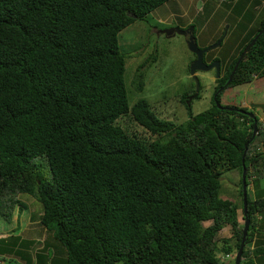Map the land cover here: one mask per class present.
<instances>
[{
  "label": "trees",
  "instance_id": "16d2710c",
  "mask_svg": "<svg viewBox=\"0 0 264 264\" xmlns=\"http://www.w3.org/2000/svg\"><path fill=\"white\" fill-rule=\"evenodd\" d=\"M167 1L0 0V219L18 195L34 199L64 248L61 264H221L241 238L242 168L255 192H245L240 263L264 264V192L254 184L264 177V110L249 101L248 112L228 110L221 99L252 82L264 88V31L225 84L233 58L209 108L190 112L199 85L188 104L193 92L180 95L187 118L174 124L142 99L129 105L118 43ZM130 81L141 92V79ZM120 117L154 139L129 134ZM225 172L240 177L239 203L218 197Z\"/></svg>",
  "mask_w": 264,
  "mask_h": 264
},
{
  "label": "rangeland",
  "instance_id": "374dc122",
  "mask_svg": "<svg viewBox=\"0 0 264 264\" xmlns=\"http://www.w3.org/2000/svg\"><path fill=\"white\" fill-rule=\"evenodd\" d=\"M238 17L243 19L239 21L241 22L239 26L233 29L232 25ZM261 19H264V1L169 0L141 21H134L118 35L120 51L126 56L124 81L128 86L127 100L129 105L142 99L147 102L150 110L154 111L159 118L170 120L174 124H180L187 118L186 108L179 101L180 95L194 91L195 84L187 71V67L193 61L194 56L188 51L182 36L174 35L165 38L158 35L160 30H165L169 25L181 28L192 27L196 36V44L202 47L216 39L215 33H219L217 27L223 20L221 23L230 25L227 35L223 38L221 45L216 47L210 55L215 56L221 63H225V61L233 59L247 41L245 25L248 26L251 22L252 27H254ZM238 42L240 46H237ZM139 64H144V67L134 76L135 68ZM195 77L198 80L200 91L198 98L191 102L190 112L192 114L204 111L211 106V95L214 89L211 73L197 71ZM132 78H135V81L141 79L143 84L140 88L141 92L136 89L138 84L130 87ZM250 85L253 87L247 92V97L251 95V98L247 99L249 106L263 105L264 88L260 91L253 89L258 87L256 83L252 82ZM233 94L237 96L236 100L240 99V95ZM116 123L129 134L147 140L154 139L153 136L127 117H120ZM233 174L232 172H225L220 176L218 197L239 203L240 177L236 173L235 176ZM247 181L246 192L247 196L251 198L255 189L253 183L250 180ZM254 184L264 192V177H260ZM23 196L26 197L27 195ZM34 202L36 204V201ZM237 215H240V211H237ZM224 232L226 230L222 233ZM250 247L251 244L247 245L246 248ZM235 253L234 251L227 254L228 258L222 259L221 264H234ZM220 257L223 258L222 255Z\"/></svg>",
  "mask_w": 264,
  "mask_h": 264
},
{
  "label": "crops",
  "instance_id": "0c3cea01",
  "mask_svg": "<svg viewBox=\"0 0 264 264\" xmlns=\"http://www.w3.org/2000/svg\"><path fill=\"white\" fill-rule=\"evenodd\" d=\"M249 25L252 28L251 22ZM245 27L247 29V25ZM261 86L264 87V83ZM244 87L236 93L241 94V99L236 101L237 96L233 95L232 98H221L222 102L245 106L251 95L247 97L248 87L247 85ZM23 195H18V205L12 217L8 221L0 219V261L2 264H61L65 260L64 248L53 238L52 232L41 225L40 205L37 202L35 204V200L29 196ZM263 215L260 213L256 217L258 221L256 230L262 234H264ZM259 237H262L264 243V235Z\"/></svg>",
  "mask_w": 264,
  "mask_h": 264
},
{
  "label": "water",
  "instance_id": "95a60500",
  "mask_svg": "<svg viewBox=\"0 0 264 264\" xmlns=\"http://www.w3.org/2000/svg\"><path fill=\"white\" fill-rule=\"evenodd\" d=\"M262 31H264V26L256 34V36H254L252 38V40L247 44V46L243 49V51L239 55L235 65L233 67V71L236 69V67H237L239 61L241 60V58L243 57L244 53L251 47V45L255 42V40L257 39V37L260 35V33ZM160 33L164 34V36L166 38L172 37L174 35L182 36L184 38V43L186 44V47H187L188 51L190 53H192L194 55V57H195V59L189 64V67H188L189 73H190V75H191V77H192V79L194 81V84H195L194 85L195 88H194L193 95L186 100V104H188V102L191 99L196 97L197 92H198V80L195 77L194 72H197V71L207 72L210 69H212L213 67H215V70L217 71V65H216L217 62H213L210 65L206 66L202 62V54L205 51L213 50L214 48H216L219 45L221 40L219 39L212 46H210V47H208V48H206L204 50H200V49L197 48V45L195 43V39L193 38L192 27H189V28H187L185 30H181V29H177V28H170V29H165V30L161 31ZM230 77H229V79L227 80L226 83L229 82ZM216 106L219 108L218 105H216ZM252 106L255 107V108H259L261 110H264V104L263 105H252ZM228 110H233V109H228ZM254 132H255V128L253 127V132L252 133L254 134ZM246 145H247V143L244 144V150H243V153H242V156H241V163H242V160H243V156L245 154ZM244 175H245V170L242 168L240 180H241V191H242V193H241L242 194V213H243L244 221H243V227H242V230H241V238L239 240V246H238L237 251H236L235 256H234V264H241L240 263L241 253L243 251L244 240H245V236H246L247 229H248V220L245 218V215H246V208H245V206H246V204H245L246 187H245Z\"/></svg>",
  "mask_w": 264,
  "mask_h": 264
},
{
  "label": "flooded vegetation",
  "instance_id": "af4514ba",
  "mask_svg": "<svg viewBox=\"0 0 264 264\" xmlns=\"http://www.w3.org/2000/svg\"><path fill=\"white\" fill-rule=\"evenodd\" d=\"M242 19H237L235 22H234V24L232 25V27H233V29H235L237 26H239V24L241 23V22H239V21H241ZM262 20H264V19H261V20H259V22H258V24L257 25H255L254 26V28H256V30L260 27V23L262 22ZM221 21H223V20H221ZM221 21H220V23H219V25H218V27H217V30H219V33H215L216 34V39H214V41L213 42H210V43H207V44H205L204 46H197V48L198 49H200V50H204V49H206V48H208V47H210V46H212L213 44H215L219 39L221 40L220 41V43H219V45L218 46H220L221 45V42H222V40H223V38H225L226 37V35H227V30H228V27L230 26L228 23H224V22H222L221 23ZM224 24H226V25H224ZM244 24V23H243ZM247 25V24H246ZM177 28V29H181V30H185V29H187V28H181V27H179V26H175V25H173V26H171V25H169V26H167L165 29H170V28ZM250 28H251V25H248L247 26V33L249 32V30H250ZM263 28V26H261L260 28H259V30H261ZM258 30V31H259ZM160 31H163V30H160ZM158 33H160V32H158ZM158 35H161V36H163V37H165L164 36V34H158ZM192 35H193V38L195 39V43H196V36H195V32L194 31H192ZM256 36V35H255ZM166 38V37H165ZM197 45V44H196ZM238 45V44H237ZM217 46V47H218ZM247 46V44L244 46V47H242L241 48V50L236 54V61H237V59H238V57H239V55L241 54V52L243 51V49L245 48ZM215 49V48H214ZM213 49V50H214ZM213 50H209V51H205V52H203V54H202V62H203V64H205L206 66H208V65H210L211 63H213V62H217V71L215 70V67H213L212 69H210L209 71H207V72H209V73H211L212 74V85L214 86V88L216 87L217 89L216 90H220L223 86H222V84L221 85H219V83L223 80V78H224V76H225V74H226V71H227V69L229 68V66H230V63L233 61V59H231V60H227V61H225V63H221V61L219 60V59H216L215 58V56H212V55H210V53L211 52H213ZM246 53V52H245ZM244 53V54H245ZM194 56V55H193ZM195 59V57L193 58V60ZM241 61V60H240ZM236 63V62H235ZM235 63H234V65H235ZM234 65H233V67H234ZM189 67V66H188ZM233 67H232V69H231V72L228 74V76H227V79L225 80V84H228L229 82H230V80H229V82L228 83H226L227 82V80L229 79V77H230V79L232 78V76H233V73H234V71H233ZM237 68V67H236ZM188 71V73H189V70H187ZM194 74H195V72H194ZM189 76H190V78L192 79V77H191V75H190V73H189ZM193 80V79H192ZM224 84V85H225ZM193 93H194V91H193ZM193 93L192 94H189V95H187L186 96V99H187V97L189 96H191V95H193ZM233 93H235V91L234 90H232V89H228L227 90V92L225 93V94H223V96L222 97H224V98H232V96L234 95ZM198 94V93H197ZM238 96H239V94H238ZM242 97H241V94H240V99H241ZM212 99V98H211ZM236 99H237V97H236ZM236 101H238V100H236ZM191 102V101H190ZM226 106H233V107H226ZM226 109H234L235 111L237 110V111H239L240 109L239 108H244L245 109V111L246 112H248L247 110V104L245 105V106H243V105H240L239 103H235V104H230V103H228V104H225V106H224ZM239 107V108H238Z\"/></svg>",
  "mask_w": 264,
  "mask_h": 264
},
{
  "label": "built area",
  "instance_id": "2783aa9c",
  "mask_svg": "<svg viewBox=\"0 0 264 264\" xmlns=\"http://www.w3.org/2000/svg\"><path fill=\"white\" fill-rule=\"evenodd\" d=\"M0 264H2V262L0 261Z\"/></svg>",
  "mask_w": 264,
  "mask_h": 264
}]
</instances>
